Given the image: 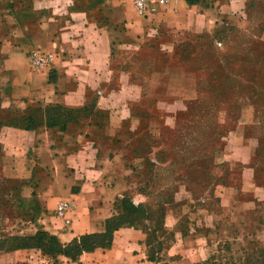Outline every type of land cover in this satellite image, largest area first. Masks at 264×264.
Instances as JSON below:
<instances>
[{
    "label": "rangeland",
    "instance_id": "obj_1",
    "mask_svg": "<svg viewBox=\"0 0 264 264\" xmlns=\"http://www.w3.org/2000/svg\"><path fill=\"white\" fill-rule=\"evenodd\" d=\"M63 1L67 11L85 13L97 27L104 24L107 12L133 8V0ZM214 1L202 4L212 6ZM227 2H235L237 9L224 14L210 33L182 39L165 63L178 74L180 98L155 95L143 100L145 107L134 111L132 125H122L119 133L128 155L125 163L132 170L129 193L147 199L151 250L165 237L163 220L169 215L182 232L202 235L204 259L198 264H253L255 252L264 249V0ZM43 4L0 0V134L6 128L18 129L3 125L18 119L8 110L9 104L16 106L11 103L13 59L23 58V65L34 70L30 52L53 54L35 43L54 35L61 23L47 25L51 15ZM164 85L171 90L178 86L168 76ZM30 109L35 112L33 104ZM9 157L0 145L3 247L8 237L41 229L42 216L40 210L24 206L33 192V175L19 178L14 171L19 161ZM16 182L17 192L11 185Z\"/></svg>",
    "mask_w": 264,
    "mask_h": 264
},
{
    "label": "crops",
    "instance_id": "obj_2",
    "mask_svg": "<svg viewBox=\"0 0 264 264\" xmlns=\"http://www.w3.org/2000/svg\"><path fill=\"white\" fill-rule=\"evenodd\" d=\"M202 1L175 0L145 18L133 8L117 7L97 27L85 13L67 11L63 0H42L51 15L47 25L61 23L54 35L35 43L56 57L47 70L34 71L15 56L11 103L16 106L9 104L8 110L22 115L33 104L40 111L59 106L89 112L64 131L48 128L42 120L33 131L6 128L0 145L5 157L19 161L14 169L21 174L19 178L28 180L33 175V195L25 198L24 206L42 212L41 230L61 245L82 235L102 233L105 221L116 214V202L124 196L134 206L145 207L144 196L129 193L132 170L125 163L128 155L120 144V127L132 125L135 112L145 107L142 101L148 102L149 97L180 98L178 74L165 66L170 54L182 39L210 33L224 14L237 9L228 0H215L207 7ZM167 76L178 86L172 90L165 86ZM59 202L69 204L62 218L54 215ZM178 226L169 215L164 216L166 236L157 252L147 243L151 231L134 225L114 231L107 248L81 253L75 260L51 259L34 249H20L0 253V264L201 263L202 235L182 232Z\"/></svg>",
    "mask_w": 264,
    "mask_h": 264
},
{
    "label": "trees",
    "instance_id": "obj_3",
    "mask_svg": "<svg viewBox=\"0 0 264 264\" xmlns=\"http://www.w3.org/2000/svg\"><path fill=\"white\" fill-rule=\"evenodd\" d=\"M87 112H89L87 109L69 110L59 106H51L43 111L35 107V112H33L30 106H28L24 114L14 115L18 118L16 121L12 120L11 123L5 121L3 125L25 131H33L39 126L42 120V123L46 127L64 131L69 125H76L79 118L83 116L82 113ZM11 185L14 186L13 190L17 192L19 189L16 187L18 185L17 182ZM30 195H33V192ZM146 210V205L145 207L141 205L134 206L130 199L124 196L116 202V214L105 221L104 231L102 233L82 235L67 245H61L54 236L38 229V231H35V233L29 236L8 237V245L5 247H3V244L0 245V251L11 252L20 249H34L51 259H54L56 256H64L70 260H75L81 253L90 252L95 248H107L111 242L112 233L119 228L142 225L147 229L145 223H150L151 219ZM162 231H164L163 228ZM147 243L150 244L149 242ZM156 246L155 251L157 252L161 247L159 241L156 243ZM255 254L256 258L253 257L255 259V261H252L253 264H264V249L257 250ZM245 262V264H250L248 261ZM203 264L214 263L206 262Z\"/></svg>",
    "mask_w": 264,
    "mask_h": 264
},
{
    "label": "built area",
    "instance_id": "obj_4",
    "mask_svg": "<svg viewBox=\"0 0 264 264\" xmlns=\"http://www.w3.org/2000/svg\"><path fill=\"white\" fill-rule=\"evenodd\" d=\"M174 1L175 0H154L153 2H148L145 0H133L132 5L135 14L139 17L145 18L152 14L155 9L165 8ZM53 60L54 56L49 52L32 51L28 56L29 65L35 71L47 70ZM68 209L69 204L67 202H59L54 208V215L57 218H62Z\"/></svg>",
    "mask_w": 264,
    "mask_h": 264
}]
</instances>
